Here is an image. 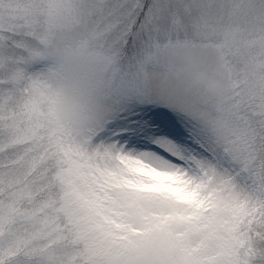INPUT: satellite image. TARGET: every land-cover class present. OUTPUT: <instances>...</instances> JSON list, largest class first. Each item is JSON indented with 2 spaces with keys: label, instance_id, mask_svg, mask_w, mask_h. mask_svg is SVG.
<instances>
[{
  "label": "snow or ice",
  "instance_id": "6c2138e0",
  "mask_svg": "<svg viewBox=\"0 0 264 264\" xmlns=\"http://www.w3.org/2000/svg\"><path fill=\"white\" fill-rule=\"evenodd\" d=\"M0 264H264V0H0Z\"/></svg>",
  "mask_w": 264,
  "mask_h": 264
}]
</instances>
